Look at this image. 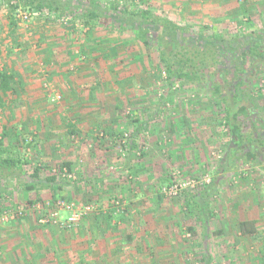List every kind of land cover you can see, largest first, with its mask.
I'll list each match as a JSON object with an SVG mask.
<instances>
[{
    "label": "crops",
    "instance_id": "0c3cea01",
    "mask_svg": "<svg viewBox=\"0 0 264 264\" xmlns=\"http://www.w3.org/2000/svg\"><path fill=\"white\" fill-rule=\"evenodd\" d=\"M220 2L171 0L174 7L188 10L191 16L193 8L206 6L213 19L226 17L231 8L221 7ZM159 4L154 8L163 9ZM5 13L0 14V71L17 77L14 90L18 95L10 93L6 108L0 106V149L5 150L2 160L15 162L0 170V185L5 193L14 192L18 187L20 191L23 184L34 185L39 191L38 197L42 195L45 201L64 199L93 204L97 209L72 229L41 226L37 219L34 224L29 222L30 216L0 226V264L264 263V193L252 191L247 184L249 179L230 186L232 178L245 176L248 170L256 169L264 174V103L258 107L254 102L255 86L250 103H241V99L238 103L247 106V113L240 115L239 120L244 127L243 138H252L259 162L243 165L241 143L236 141L233 145L220 132V127L213 124L216 116L213 105L216 109L218 105L209 83L180 81L175 84L174 87L181 83L192 90L199 88L204 93L206 90L208 94L205 100L191 102L186 111L178 110L173 124L165 131L172 132L171 137H166L168 141L163 139L165 134H158L160 130L152 133L148 123L152 118L144 121L139 118L141 115H131V109L121 113L123 99L114 89L123 80L129 91L127 95L134 90L133 83L128 82L133 76L118 77L135 72L133 62L127 63L132 57L128 59L129 49L125 48L130 41L127 39H134V33L101 24L85 26L74 19H69L74 27L65 29L61 23L45 22L40 15L30 24L24 26L18 22L17 28H12V13ZM75 26L81 30L90 28L97 35L81 42ZM202 31L212 35L207 29ZM117 36L119 46L124 45L119 47V53L114 46L117 42L112 44ZM103 37L108 40L106 45L101 43ZM145 51L149 52L146 48ZM140 58L148 59L144 52ZM258 66L255 76L264 64ZM36 77L42 80V85L48 82L49 87L61 93L63 101L51 103L44 88H36ZM168 86L166 91H173L174 87ZM112 87L114 92L109 93ZM126 99V105L131 107L139 103L145 107L150 101L144 98L134 101L130 95ZM166 99L165 96L159 100L157 106L163 107L156 111H165ZM202 101L205 102L199 104ZM104 106L108 109L101 108ZM144 110L146 114L147 108ZM225 138L228 143H224V156L219 163L215 162L213 147L220 139L225 142ZM58 162L62 165L53 167ZM25 165L31 168L28 182L19 174ZM66 165L71 166V173L75 175L72 183L59 181L62 189L51 188V193L41 194L44 188L49 190L48 171L68 169ZM36 168L44 170L33 175ZM174 171L189 177L214 174V191L196 194L197 204L202 208L209 204V208L190 212L182 195L181 209H164L167 199L159 189L171 184L169 172ZM71 185L78 188L77 200L75 196L69 197ZM106 195L110 197L104 198ZM116 199L121 201L123 209L112 205ZM217 202L221 203L218 209ZM61 214H64L62 221L70 217L67 211ZM246 221L255 223L253 235L241 232V223ZM186 229L192 238H186Z\"/></svg>",
    "mask_w": 264,
    "mask_h": 264
},
{
    "label": "trees",
    "instance_id": "16d2710c",
    "mask_svg": "<svg viewBox=\"0 0 264 264\" xmlns=\"http://www.w3.org/2000/svg\"><path fill=\"white\" fill-rule=\"evenodd\" d=\"M12 15L10 25L17 28V11L22 9L39 14L49 24H59L63 19L80 20L85 26L101 24L103 27H115L122 32L134 33V40L146 49L155 51L158 65L166 69L169 86L172 88L177 82L209 83L212 86L213 97L217 100L218 109L223 113L225 133L234 145L241 143V161L258 163L259 155L253 149L250 136L244 139L243 125L240 115L247 113V106L253 94L251 78L255 76V69L259 63L264 64V30L260 33L249 31L244 33L212 34L190 31L187 27L163 17L151 4L122 5L118 1L110 0H10ZM144 3V2H143ZM88 7V8H87ZM241 10H247L241 5ZM247 12V11H246ZM14 14V15H13ZM91 25V26H92ZM246 76V77H245ZM16 76L12 73L0 71V106L6 108L5 101L10 93L16 94L14 85ZM227 90V94H223ZM2 142L0 141V147ZM2 149V148H1ZM0 149V170L11 167L14 160H2L5 150ZM69 172L72 168L66 165ZM63 169V168H61ZM44 169L36 168L33 175ZM46 181L51 188L62 189L55 174L48 171ZM210 188L199 189L196 192H185V207L190 212L209 208L198 205V193L214 191L215 180ZM28 190H35L34 185H26ZM39 193V191H38ZM192 193V194H191ZM51 195V194H50ZM214 195V194H212ZM210 197V196H208ZM37 201L44 203L42 195ZM33 201L30 200L29 203ZM255 223L246 221L241 223L243 234L253 235ZM192 232V228H189Z\"/></svg>",
    "mask_w": 264,
    "mask_h": 264
},
{
    "label": "rangeland",
    "instance_id": "374dc122",
    "mask_svg": "<svg viewBox=\"0 0 264 264\" xmlns=\"http://www.w3.org/2000/svg\"><path fill=\"white\" fill-rule=\"evenodd\" d=\"M103 1H110V0H103ZM115 1H118L121 4H127V5L134 4V5H140L141 6V4H143V6H144L145 4H147V2H145L144 0H115ZM150 1H151V3L154 2L152 7L156 12H158L159 14H162V16L165 15V17L172 19L174 22L178 23L180 26L187 27L190 31L203 32L202 30L206 31V29H207L212 34H214V33L216 34V32H220L222 30L229 32V33L234 32V33L246 34L249 31L260 32V31L264 30V0H220L221 1L220 3H223V5L221 7H225V5H229V7H231L232 9L230 8V10L225 14L226 17L225 16H219L218 19H216V17H214L215 19H213L211 17V15H209V13L210 14H212V13H211V10L209 11V8H206V6L202 7V8H199V7L193 8V16H191L188 13V10H182V8L174 7V5L171 3V0H156V1L150 0ZM205 1L206 0H196V2H199V3H202ZM12 2L13 1H10V0H0V14L1 15L6 14L5 12L12 13V10H11ZM159 3H161V6L163 9L154 8V6H157ZM162 3H164L165 5H162ZM199 5H205V4H199ZM241 5H244L245 8L247 9V10H245V12L241 10ZM182 6H183V4H182ZM170 10H173V11H170ZM37 15H39V14H37V13L34 14L30 23L33 22L34 20L38 19ZM208 15L210 17H208ZM2 18H4V17H2ZM226 18H228V19L226 20ZM217 20H219V21H217ZM71 22H72V20H68L66 23L60 22L61 23L60 25L63 24V27H65V29H67V28L72 29V27H74V26L71 24ZM219 22L221 24H218ZM212 23H214V24H212ZM80 28L81 27H79V26L78 27L75 26V30L78 29L77 31H79L78 34H76V36L79 37L80 39H82L81 42L83 40L84 41L87 40L91 35H94V34L97 35V32L92 33V30L90 28L87 29L86 27H84L85 31L83 29L81 30ZM85 32L87 34H85ZM88 34H90V35L88 36ZM127 40H130L125 45V48L129 49V52L127 53L128 59H131L129 57H132V59L129 60L127 63H129L131 61L133 62L132 64H133V68H134L135 72L133 74L124 73L123 75H119L118 77H120L121 79H126L129 76H133L132 80L128 79L129 80L128 82L133 83L134 90L130 94L127 95L126 92H129V91H127L125 89L126 84L124 83L123 80H120L119 85L117 84L118 87H115L114 91L118 92V94H120L121 98L123 99V103L120 104L121 113H122V111H125V109H127V111L129 109H131V111H130L131 115L132 114H133V116L141 115L143 117L139 116V118H142L144 121L152 118V121L148 122L150 124L149 126L152 128L151 129L152 133L153 132L157 133V131L160 130L158 132V134L161 132L160 134L163 133L166 135L163 137V139H165L166 137L169 138V137H171L170 135L172 132L171 131L165 132V131H167V128L173 124V122H174L173 119L176 117L178 110L181 109L184 112L190 107L189 105L191 102H193V101L197 102L200 100H205V98L208 94V91L206 92V90H204L205 91V93H204L199 88L192 90L189 87H185L181 83H178V85L173 88V91H170V90L166 91V87L169 85L168 75L164 76V72H166V69L164 67H161L160 65H158L155 51L150 52V50H149V52H147V54H146L145 48H143V46L140 45L139 43H137L134 39H127ZM106 41H108L107 38L103 37L101 43L103 45H106L108 43V42L105 43ZM114 42L115 43L117 42L116 44H114V46H115V48H117V51L119 53L121 48L124 45L123 46L121 45L122 47L119 46L118 36L116 38L114 37L112 39V44ZM119 47H121V48H119ZM109 49H112V48L109 47ZM143 52H144V55H147L148 59H146V61H142L141 58L139 59V57L142 55ZM263 67H262V70L259 71V74H257V76H253L251 78L252 86H255V88H256V91H255L256 95L254 96V98H255L254 102H256L258 107H261V105L264 103V93L259 91V86H260L261 82L264 81V68ZM259 68H260V66H258V70H259ZM27 71H29V70H27ZM36 80H37L36 88L38 89L39 86L43 87L46 95L49 97V99L51 101L52 98H50V97H51V94H53L54 89L51 88V90H50L49 88L45 87V85H47V84L49 85L48 82H46L45 84L42 85L41 79L36 77ZM38 83H39V85H38ZM103 91L104 90H102L100 92H103ZM114 91H113V87H112L110 89L109 93H112ZM40 92H42V91H40ZM35 94H36V92H34L33 95H35ZM59 94L61 95V100H60V102H56L54 104H57V103L59 104L63 101L62 94L61 93H59ZM30 95H31V93H30ZM129 95H130V98L134 99V101H140L143 98L149 99L150 101H149L148 106L143 107L141 103H139L138 105H133V107H131L130 105H126L127 104L126 96H128V98H129ZM165 96L167 98L166 99L167 104L165 105V111H163V112H162V110L161 111L159 110V112H158V110L156 111L157 108L162 109V107H163L162 104L161 105L159 104V106H157V105L159 103V100L163 99V97H165ZM204 102L205 101H202L199 104H203ZM51 103H52V101H51ZM201 107L204 108V106H202V105H201ZM101 108L108 109V107H105V106L101 107ZM146 108H147V112L145 114L144 109H146ZM213 111H215V113H216V116H215L216 118L214 117L212 120L213 124L214 125L216 124V126L220 127V132L223 134L224 133L223 126L225 124L224 118L222 115L223 113L218 108L216 109L215 105H213ZM262 112L264 113V109ZM107 113H109V110L107 111ZM156 113H158V114L156 115ZM161 116H163V117H161ZM156 117H159L158 118L159 120H157ZM130 122L132 123V121H130ZM166 133H169V134H166ZM158 134L154 133L155 136H157ZM168 138H166L165 140L168 141ZM218 141H219V143H216L213 147V157H214L213 159L215 160V162L219 163V161H221V159L224 156V154H223L224 153V147H225V144L228 143V140H227V138H225L224 139L225 142H220L221 139ZM151 142H152V139H151ZM26 149L27 148H24V150H26ZM52 165H53V167H60L62 165V163L58 162V163L52 164ZM30 171H31V168L28 165H25L23 170L19 171V174L23 177L24 181L28 182L29 177H31L29 174ZM169 173L171 174V177H172V173L171 172H169ZM246 173L247 174L245 176L241 174V175H236L235 178H232L230 181V184H231L230 186L234 187V186L238 185L240 182L242 183V181L249 179L250 182H248L247 184H248V187L251 188L252 191L258 190L256 193H260V192L264 193V188H263L264 187V174L260 173L256 169L253 171H250V172L248 170ZM213 175L214 174H212V176ZM184 177H189V175L184 174ZM71 186H72V188L68 190L69 197L75 196V197H77L75 200H77L78 195H79L78 188L76 187V185L75 186L71 185ZM7 188H9V187H7ZM18 189H19V187L17 188V190ZM17 190H15L14 192H10V191L8 192V194H10L12 197V203L13 204H15L13 200H17V202L20 204L29 203L30 200H32L33 202L37 201L38 190H28L24 184H23V186L20 187V191H17ZM2 191L5 192V190L3 189V186L0 185V192H2ZM41 194H43V195L49 194V190L48 189L46 190L44 188L41 191ZM109 197H110V195H106L104 198L108 199ZM117 197H119V195ZM120 198L122 199V197H120ZM165 202H166V204L164 206V209H181V206L179 204V198L178 199H172V200L167 199ZM220 207H221V203L217 202L216 208L218 209ZM182 212L187 213L184 210ZM61 215L64 216V214H61ZM30 217L32 219L31 220L29 219V222L32 221L35 224L36 223L35 220L37 219L36 218L37 216L36 215H30ZM9 224L11 225L13 223H8V225ZM0 226L3 227V225H1V224H0ZM183 226H185V225H183ZM260 264H264V263H260Z\"/></svg>",
    "mask_w": 264,
    "mask_h": 264
},
{
    "label": "built area",
    "instance_id": "2783aa9c",
    "mask_svg": "<svg viewBox=\"0 0 264 264\" xmlns=\"http://www.w3.org/2000/svg\"><path fill=\"white\" fill-rule=\"evenodd\" d=\"M34 12L24 11L19 9L16 17L20 25L29 23L34 16ZM69 19L61 20L62 23H66ZM167 75L164 72V76ZM46 88L51 90L49 85H45ZM259 91L264 93V81L259 86ZM52 102H60L61 95L57 91H53L51 94ZM225 123V122H224ZM224 133L227 132L225 124L223 126ZM52 173L56 175L57 180L60 182H72L75 179V175L69 172L67 169L55 168ZM213 181V176L210 173H206L202 177H184L179 171H174L172 174V182L169 186L159 189V193L165 199H178L185 192H196L210 185ZM113 206L123 209L121 201H113ZM97 209L96 205L93 204H80L74 201H65L59 199L54 202L45 201L41 203L34 201L32 203L25 204H13L12 197L10 194L0 192V224L5 225L8 223L17 222L26 219L30 215H36L37 222L41 226H60L63 229H72L80 223L82 218L90 213H93ZM67 211L70 213V217L66 221H62L61 212ZM185 236L187 239L192 238L191 233L186 229Z\"/></svg>",
    "mask_w": 264,
    "mask_h": 264
}]
</instances>
